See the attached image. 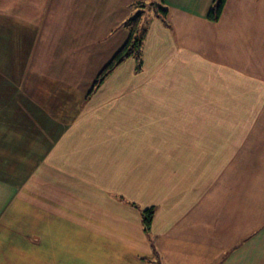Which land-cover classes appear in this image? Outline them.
Here are the masks:
<instances>
[{
	"label": "crops",
	"instance_id": "crops-1",
	"mask_svg": "<svg viewBox=\"0 0 264 264\" xmlns=\"http://www.w3.org/2000/svg\"><path fill=\"white\" fill-rule=\"evenodd\" d=\"M213 1L88 94L134 0H0V264H264V0Z\"/></svg>",
	"mask_w": 264,
	"mask_h": 264
},
{
	"label": "trees",
	"instance_id": "trees-1",
	"mask_svg": "<svg viewBox=\"0 0 264 264\" xmlns=\"http://www.w3.org/2000/svg\"><path fill=\"white\" fill-rule=\"evenodd\" d=\"M226 0H214L212 3V7L209 10L208 17L210 20H218L220 19L221 12L223 10L224 4ZM156 11L163 17H165L167 13V8L163 7L162 4H158L156 2ZM142 11L136 13L133 17L129 18L125 25L127 29V36L126 40L121 46V49H118L115 54L112 56V60H110L100 71L96 78L94 79V82L92 83V87L89 90V93H92L91 91L95 89L97 86L101 84V82H104L103 80L114 71V69L121 64L126 58L130 56H134L141 62L142 60V50H143V42L145 39V34L147 30L146 24L142 23ZM155 207L151 206L148 208H145L142 211V221H143V228L146 232L150 231L151 223L153 219V215L155 212Z\"/></svg>",
	"mask_w": 264,
	"mask_h": 264
},
{
	"label": "rangeland",
	"instance_id": "rangeland-1",
	"mask_svg": "<svg viewBox=\"0 0 264 264\" xmlns=\"http://www.w3.org/2000/svg\"><path fill=\"white\" fill-rule=\"evenodd\" d=\"M156 2L158 3V4H161V0H134V3H132V5H129V6H127L126 7V9H128L129 10V14L125 17V19H124V17L123 18H121V19H118L119 20V26H121V27H124L125 25V23H126V21L129 19V18H131V17H133L134 15H136V13H138V12H140V11H142V23L143 24H147V20L151 17V16H154L155 15V13L157 12L156 11V6H155V4H156ZM8 3H5V6L7 5ZM35 6L37 7V9L39 10L38 11V13L40 14L41 13V11L43 10V8H45L46 9V7L48 6V4H47V0H35ZM43 12V11H42ZM8 21L7 22H9V21H11V19L10 18H6ZM12 20H14V22L16 21L15 19H12ZM125 20V21H124ZM125 28H126V26H125ZM126 34L128 33L126 30L124 31ZM125 37H127V35H125ZM123 44V43H122ZM122 44H120V46L122 45ZM112 58V57H111ZM112 60V59H111ZM110 61V59H108V60H106V62L108 63ZM107 63H105L103 66H100V67H98V71H96V73L98 74L100 71H102L101 69L107 64ZM93 68H91V69H86V72H84V74L86 75V78H88V76H91V75H93ZM84 82H87L85 79H84V81L82 82V83H84Z\"/></svg>",
	"mask_w": 264,
	"mask_h": 264
}]
</instances>
